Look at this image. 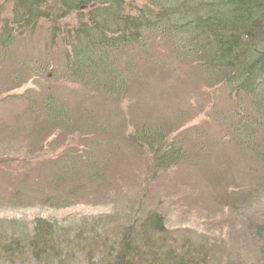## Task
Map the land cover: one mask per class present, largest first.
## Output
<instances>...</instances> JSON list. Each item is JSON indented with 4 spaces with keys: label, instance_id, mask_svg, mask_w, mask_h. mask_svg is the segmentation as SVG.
<instances>
[{
    "label": "rangeland",
    "instance_id": "1",
    "mask_svg": "<svg viewBox=\"0 0 264 264\" xmlns=\"http://www.w3.org/2000/svg\"><path fill=\"white\" fill-rule=\"evenodd\" d=\"M123 1L131 14L145 6ZM8 10L0 0V15ZM48 29L40 22L0 46V238L26 245L44 221L58 257L32 260L26 249L0 264H107L121 232L150 214L164 229L152 239L200 255L197 264H264V170L215 119L227 111L225 93L149 33L141 47L116 53L126 84L104 94L71 77L68 49ZM51 104L64 111L57 120L48 118ZM153 131L183 152L166 171L153 169L139 138Z\"/></svg>",
    "mask_w": 264,
    "mask_h": 264
},
{
    "label": "trees",
    "instance_id": "2",
    "mask_svg": "<svg viewBox=\"0 0 264 264\" xmlns=\"http://www.w3.org/2000/svg\"><path fill=\"white\" fill-rule=\"evenodd\" d=\"M8 1L7 15H0L1 47L47 22L50 40L59 37L68 49L64 61L71 77L104 94L126 84L116 53L141 47L145 34L159 35L205 85L225 93L227 111H215V119L227 126L229 142L255 157L264 170V142L263 151L256 148L259 137L264 141V0H144L145 6L134 9V14L125 10L123 0ZM73 15L75 24L58 26ZM97 65L108 67L105 75L96 73ZM50 107L48 118L57 120L64 113ZM140 134L154 170L166 171L183 158L182 149L166 145L161 133ZM255 233L258 238L262 235L258 228ZM161 235L162 221L150 214L144 224L121 232L107 264H197L195 258L200 255L185 256L183 248L176 252L165 242L153 240ZM17 242L0 238V259L22 256L26 249L32 260L51 254L58 257L54 229L44 221L34 226L26 245ZM71 245L66 244L69 249ZM261 252L264 258V244Z\"/></svg>",
    "mask_w": 264,
    "mask_h": 264
},
{
    "label": "water",
    "instance_id": "3",
    "mask_svg": "<svg viewBox=\"0 0 264 264\" xmlns=\"http://www.w3.org/2000/svg\"><path fill=\"white\" fill-rule=\"evenodd\" d=\"M86 7H81L82 10H85Z\"/></svg>",
    "mask_w": 264,
    "mask_h": 264
}]
</instances>
